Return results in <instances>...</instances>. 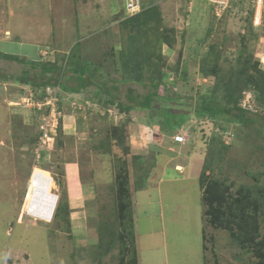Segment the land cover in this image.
Returning <instances> with one entry per match:
<instances>
[{
	"label": "rangeland",
	"instance_id": "obj_1",
	"mask_svg": "<svg viewBox=\"0 0 264 264\" xmlns=\"http://www.w3.org/2000/svg\"><path fill=\"white\" fill-rule=\"evenodd\" d=\"M139 3L138 13L148 21L144 27L143 21L124 25L133 16L126 0H0V54L18 59L0 56V264L256 261L229 232L210 224L200 174L208 161V180H219L235 197L242 188L255 195L264 188V128L230 125L225 130L191 113L186 129L169 134L145 113L121 114L105 105L96 85L73 95L63 86L43 89L17 81L27 71L31 82H39L41 66L57 64L64 69L63 85L75 66L88 64L103 82L121 81L123 92L147 93L148 80L145 86L124 83L120 70V52L131 45L136 26L151 41L142 66L145 77L168 76L164 80L172 96L193 104L192 112L198 96L216 85L222 98L229 95L221 79L246 59L259 62L264 71V1L258 21L257 0H231L219 14L208 0ZM158 27L168 30L170 45L158 40ZM204 59L218 65L219 77L202 73ZM241 103L264 113V102L252 89L241 93ZM46 104H55L54 111ZM178 106L173 107L182 110ZM43 124L50 140L44 148L39 144ZM178 133L185 143L176 144ZM36 167L54 179L68 219L54 217V211L46 222L24 212ZM72 194L78 204L71 205ZM126 194L131 209L121 208ZM120 209L132 213L134 249L128 240L111 239L122 228ZM258 218L263 237L264 219Z\"/></svg>",
	"mask_w": 264,
	"mask_h": 264
},
{
	"label": "trees",
	"instance_id": "obj_2",
	"mask_svg": "<svg viewBox=\"0 0 264 264\" xmlns=\"http://www.w3.org/2000/svg\"><path fill=\"white\" fill-rule=\"evenodd\" d=\"M145 16L143 17L139 13L133 15L125 21L124 25L133 27L136 23L143 21L141 27L145 26V23L148 22ZM136 27L131 45L126 47L125 51L120 52V70L124 83L135 82L138 85L145 86L147 84L146 80H148L150 88L147 93H136L132 89H126L123 92L121 81L119 82L112 78L103 82L101 80L103 76L98 73L99 70L96 67H90L88 64L75 66L63 85L61 79L64 75V69L57 64L41 66L39 82L36 80L31 82L27 71L24 72V76L17 77V81L31 83L43 89L63 86L64 89L73 95L81 94L90 86L96 85L99 91L105 95V105L115 108L121 114L145 113L148 115L149 121H159L163 132L169 134L186 129L188 127L189 114L191 113L197 118H203L215 124L219 123L222 129L224 128L225 130H228L230 125L264 128V113L257 112L256 109L241 103V93L246 89H252L257 93L259 100L264 102V99L262 100L264 98V71L259 68V62H252L251 58L250 60L246 59L245 61H248L247 64L243 63L232 75L221 79L222 87L226 88L229 93V95L225 96L226 98L220 96L219 87L216 85L210 92L198 96V103L192 112V108L190 110L188 108L189 106H194L192 103L193 106L182 103V98L172 96V88L164 80L168 76L162 74L155 79L154 77L151 78L152 75H149L148 78L145 77V71L142 66L146 63V53L147 49L151 47V41L143 38V29L141 27H137V29ZM154 31L157 32L160 42L162 40L169 43L168 30L159 32L158 27ZM145 35L147 34L145 33ZM0 56L7 60L18 61L13 54H0ZM242 57L243 54H240L239 61L241 62ZM206 62L207 59H204L201 66L202 73L207 76L219 77L220 68L218 65L206 64ZM218 80L220 81V79ZM160 88L163 89V94H160ZM174 105H179L178 107H181L182 110L177 111L173 107ZM208 167V161H205L200 180L205 188L203 201L209 207L207 215L210 224L219 230L229 232L233 242L240 247L243 253L249 254L256 260L252 264H264V236H261L258 218L259 214L264 219V188H258L255 195L248 189L244 192L242 188L241 191H237V197H235L228 194L229 188L224 187V184L219 180H208V176H206ZM122 186L123 184L121 188ZM124 197L126 200L120 202L121 208L129 207L131 209L130 196L126 194ZM63 205L64 202L58 200L54 217L68 219L69 214L66 212V208L64 210L63 207L65 206ZM122 212L126 213L121 209L119 211L122 219L120 233L118 235L115 232L109 234L111 239L116 237L123 241L128 240L129 248H132L135 245L132 213L128 211V214L126 213L123 217ZM260 237L262 238L260 239ZM129 264H136V259L132 258V263Z\"/></svg>",
	"mask_w": 264,
	"mask_h": 264
},
{
	"label": "bare ground",
	"instance_id": "obj_3",
	"mask_svg": "<svg viewBox=\"0 0 264 264\" xmlns=\"http://www.w3.org/2000/svg\"><path fill=\"white\" fill-rule=\"evenodd\" d=\"M34 168L28 182L29 196H25L24 212L36 220H51L58 196L56 184L50 173Z\"/></svg>",
	"mask_w": 264,
	"mask_h": 264
},
{
	"label": "built area",
	"instance_id": "obj_4",
	"mask_svg": "<svg viewBox=\"0 0 264 264\" xmlns=\"http://www.w3.org/2000/svg\"><path fill=\"white\" fill-rule=\"evenodd\" d=\"M208 1L211 4L214 12L216 14H219V11H222V10L226 9L229 6V3H230L231 0H208ZM263 1L264 0H257V4L259 6H261L262 3H263ZM126 9H127V12L129 13V15H131V16L137 14L138 12H140V3H139V0H126ZM55 102H57V101L55 100ZM46 105H50L52 107V110L54 111L53 105H55V104H53V105L52 104H46ZM36 107H37V109H41L42 108V105L40 103H38V104H36ZM41 130L43 131V133H42L41 139H40L41 143H39V144H41V147L44 148V146L47 145V143H49L50 140H49V137H48L49 134L47 132V129H46L45 124H43L41 126ZM174 140H175L176 143H179V144H183V143L186 142V138H185V135L184 134H178V135H176L174 137ZM28 196H29V190L26 193V197L27 198H28Z\"/></svg>",
	"mask_w": 264,
	"mask_h": 264
},
{
	"label": "crops",
	"instance_id": "obj_5",
	"mask_svg": "<svg viewBox=\"0 0 264 264\" xmlns=\"http://www.w3.org/2000/svg\"><path fill=\"white\" fill-rule=\"evenodd\" d=\"M261 12H262V10H261V6H260V8H259V12H258L259 17H258V19L256 18L255 21L260 20ZM256 16H257V15H256ZM256 23H257V22H255V24H256ZM75 172H76V171H74V174H75ZM75 179H76V177H75ZM76 181H77V179H76ZM72 195H73V194H72ZM72 195L70 196L71 205L73 204V203H72L73 200H74V201H77L76 197H74V195H73V196H72ZM77 204H78V201H77ZM74 205H75V202H74Z\"/></svg>",
	"mask_w": 264,
	"mask_h": 264
},
{
	"label": "clouds",
	"instance_id": "obj_6",
	"mask_svg": "<svg viewBox=\"0 0 264 264\" xmlns=\"http://www.w3.org/2000/svg\"><path fill=\"white\" fill-rule=\"evenodd\" d=\"M135 15H136V14H135ZM144 131L149 133L148 138H150V136H151L150 130H149L148 128H145ZM28 189H29V188H28ZM27 191H28V190H27ZM58 200H59V197H58Z\"/></svg>",
	"mask_w": 264,
	"mask_h": 264
}]
</instances>
